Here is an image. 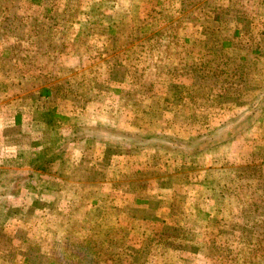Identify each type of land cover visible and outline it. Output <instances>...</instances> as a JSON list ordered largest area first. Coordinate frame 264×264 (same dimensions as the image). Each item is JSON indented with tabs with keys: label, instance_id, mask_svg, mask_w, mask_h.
Segmentation results:
<instances>
[{
	"label": "rangeland",
	"instance_id": "obj_1",
	"mask_svg": "<svg viewBox=\"0 0 264 264\" xmlns=\"http://www.w3.org/2000/svg\"><path fill=\"white\" fill-rule=\"evenodd\" d=\"M56 1L65 11L42 15L31 10L27 0H0V264H152L168 255V245L177 254L194 255L196 264H264V154L257 151L264 144L263 130L256 124L236 132L244 122L239 115L264 94V0H105L115 1L117 10L84 17V0H47ZM124 5H131L130 11L125 12ZM29 21L32 27H27ZM15 31L23 32L21 41L15 42ZM125 49L137 52L142 66L123 60ZM111 61L118 66L110 70ZM224 62L232 69L243 64L248 72L239 88L232 92L230 87L224 94L232 98L220 100L215 79L200 77L208 64ZM80 70H85L83 75ZM124 73L116 94L91 93L82 117L76 115L80 112L73 103L81 105L89 87L84 83L76 92L79 80L93 74L95 81L109 85ZM174 77L190 84L194 95L193 101L184 99L189 109L179 108L176 114L166 103L177 86ZM199 85L209 88L207 96ZM32 91L42 100L34 101ZM114 104L119 110L108 108ZM132 104L137 105L135 111L127 108ZM55 109L74 114L69 115L70 127L101 116L130 122L129 132L136 134L96 120L104 125L102 132L112 130L111 135L127 137L128 145L144 151L138 158L143 162L140 171L126 168L118 171L119 178L98 173L89 163L76 166L77 152L69 142L72 167L62 175L68 186L46 188L51 176H61V165L35 170L41 160L33 163V155L55 154L64 141L40 138H48L51 131L58 134L62 126L45 125L40 134L29 122L45 123ZM141 109L151 113L142 116ZM87 132L82 128L79 134L90 138L96 133ZM149 132L161 134L173 149L195 136L210 134L215 142L206 146V139H197L202 152L181 158L168 146L138 149L135 141ZM27 137L29 144L22 140ZM226 138L230 140L223 142ZM27 165L34 173L17 170ZM93 176L99 184L112 177L125 182L130 217L113 222L114 210L101 203L107 201L109 189H97L96 183L85 188ZM61 198L70 202L68 213L71 208L73 213L66 218L72 221L59 219ZM46 201L56 214L44 216ZM181 208L185 214L193 210L194 216ZM162 222L169 226L163 232ZM160 233L171 237L162 240ZM89 241L96 254L85 253ZM128 247L137 252L127 260Z\"/></svg>",
	"mask_w": 264,
	"mask_h": 264
},
{
	"label": "crops",
	"instance_id": "obj_2",
	"mask_svg": "<svg viewBox=\"0 0 264 264\" xmlns=\"http://www.w3.org/2000/svg\"><path fill=\"white\" fill-rule=\"evenodd\" d=\"M57 2L58 1L47 2V0H27V3L29 5L30 9L33 10L34 12H37L38 14H42V15L47 13L50 10H55L58 12L65 11L66 8H63L62 4L57 3ZM84 2L86 3L85 7H84L85 9L80 11V14L83 15V17L87 16L88 14H98L99 12H101L100 14H103V15L109 14L111 11L114 12L117 10V3L115 1L108 2L105 0H84ZM131 5H128V6L124 5L123 6L125 9V12L130 11L128 8L132 7ZM101 20L106 21V19H103L102 17H101ZM101 22H103V21H101ZM27 24H28L27 27H32L33 26L32 24H34V23L30 24V21H29ZM77 27H81V24H77ZM143 29H145V28H143ZM23 38H24L23 32L18 34V31H15V42L17 39H19V41H21ZM123 52H125V55L122 56L123 60H127L128 62H131V63H129L130 65L135 64L136 62L138 64H141L142 59L140 58V55L138 57L137 52L131 54L128 51V49H125ZM111 59H112V57H111ZM104 60H106V59H104ZM107 62H110V61H107ZM110 64H111V66L109 67L110 70H111V68H113V66H118V64L115 62L113 63V61H111ZM141 66H142V64H141ZM110 70H109V73H110ZM84 72H85V70L79 71V73L81 75H83ZM124 75H125V73L122 74L121 76L118 75L117 78H114L115 80L111 79V78H113L114 75L109 76L110 77L109 79H111V82H112V83L109 82V85L111 83L112 86H115V87L120 86V84L123 83V81H124V77H125ZM95 78H96V75L92 74L89 76H85V78L79 80L80 83L78 82V87L76 89V92L79 90V88L84 83L89 85V87L87 88V96L83 100V103H80L81 105H76L75 102L73 103L75 106L74 108L80 112L79 114H76L79 116V118L82 117V114H84V112L88 108L87 105H88V101L90 98V94L92 93V95H93V93H94L93 85L95 82ZM172 84H176L173 81V79H172ZM195 86L192 89H196L197 87H195ZM200 89L201 90L204 89L205 96H207L209 94V88L208 87L200 86ZM32 92L33 93H30V96H33L34 101L35 100H42L41 97H39L38 94L35 93L36 91H32ZM174 92H175V89L173 91V94H174ZM100 93H103V92H99V94ZM173 94L170 95L169 97H167L168 101H171ZM166 103L169 104V102H166ZM114 105L115 106L111 105L108 108L109 109L112 108L114 110H119L117 104H114ZM136 106H137L136 104H132L130 106L127 105V108L131 111H135L134 107H136ZM104 108H107V107L105 106ZM57 110L55 109V112L53 111V114L57 117V118H54V119H56L55 123L60 125V127L62 126V129L60 128L61 132L59 134H56L53 137V139L55 138V140H58V139L63 140L65 138V136L68 138V134L69 135H75V137L72 138V140L70 142L71 143L73 142L72 144L75 146V150L77 152L76 166H78V164H81V163L82 164L83 163H89L88 165H90L93 170H97L98 173H108V174L113 173L114 176H117L119 178H121V174H117V173H119V172L121 173L126 168L135 169V170H132L133 172H139L140 171V167H142L143 162L139 161L138 158L140 159L142 157V153H144V151L139 153L137 150L129 148V145L127 144V141L129 140V138L124 137V136L123 137L121 136L122 137V138L120 137L121 139L117 138L120 141H122L123 145H112V146L100 145V144L96 143L92 139V137L89 138L90 135L79 134V133H76V131H72V129L74 127H70L67 122L69 119V115H74V114H70V113H69V115L62 114V113L58 112ZM141 110L144 111V113H143L144 115H142L139 112V115H142V116H149V114L151 113V111H146L145 109H141ZM95 112L97 113V111H95ZM96 120L102 122L103 124L108 123L109 126L114 125L116 128H118V126H121V129L124 130V132L127 134H129V133H135L136 134L137 133V132H129L132 129L131 125L129 124L130 122L127 124H120L119 120L114 119L111 121H109V120L107 121V118L106 117L104 118L102 116L99 117V119H95L90 123H82L83 121L81 123H77L76 127L89 128L88 126H94V124L96 123ZM19 123H20V120L15 119V124H19ZM29 125L34 129L38 128V131L40 132V134H44V130L46 127L44 121H42V120L35 121V120H32V118H31ZM63 127L68 128V129H64ZM34 129H32V130L34 131ZM64 130H66V131H64ZM68 131H70V132L68 133ZM263 132L264 131H262V135H263L262 136V138H263L262 142H264V133ZM59 135H61V136H59ZM113 137H114V135H111V137L108 138V141L111 142ZM188 137L189 136H187V139H188ZM22 140L27 141L28 144H29V141H31L30 137H27V139L23 138ZM40 140L42 142H48L49 140H52V139L50 137H48V138L42 137V138H40ZM67 145H69V144L67 143ZM76 145H80L81 147L76 146ZM70 150L71 149H69L68 146H66V148L64 149V152L62 155L63 165L61 164L60 170L58 172V173H62L61 176L59 177V179H55L56 177L51 176V179H49V182L45 183L46 188H49V189L60 188L61 189L62 187L66 188V186H68L67 181L64 180V177L62 175L68 170V166L72 167V164H70V163L73 162L72 161L73 155L71 153L72 151H70ZM18 155L19 154H17V155L15 154V159L19 157ZM86 158L88 159V161H83ZM17 170H22V171L27 170V171H29L28 173H34V170L29 165H27L21 169L17 168ZM35 172L37 173V171H35ZM91 173H94V171H91ZM94 180H95V176H93V182L92 181L86 182L87 184H86L85 188H94L93 183H96L98 185L97 189L98 188L103 189L105 187H106V189H109V191H107L105 193L106 197H107V199H106L107 201L101 202V203L106 204L108 206L107 208H109L111 211L114 210L113 215L115 217L114 218L115 221H113V222H117L121 218H126V216L130 217L131 215L129 216V214H132V210L127 206L129 204H131V198L128 194H126L127 191L129 190V188L127 187L126 184H124L125 182L120 183L118 180L113 179V177H112V180L106 181L105 183H101V184L95 182ZM175 186H177V185L175 184L174 186H172V188L174 189ZM101 194L102 193H100L98 196H101ZM64 198H66V197H64ZM98 202H100V201L97 200L93 204V206H96L98 204ZM60 203H61L62 208L60 209V212H59V214H61L59 216V219L61 221H63V220L72 221V219L66 218L69 214L71 215V213H73L72 208L70 209V213H68L69 208H70L69 200H63V198H61ZM49 204H50L49 201H46L45 206L46 207L49 206V210H47L44 213L45 217L47 214H49V215L51 213L56 214V212H53V210L51 209L52 204H50V205ZM185 204H187V203H185ZM57 209H59V208H57ZM90 211H91V213H93L94 209L92 208V210H90ZM181 212L184 213L185 211L181 208ZM191 212L187 211L186 212L187 214H185V213L184 214L187 215L188 217H193L194 215L192 216ZM113 215H111V216H113ZM70 218H72V217L70 216ZM77 220H79L78 217L76 219V222H78ZM161 225L163 226L162 232L166 228L169 227L166 224H164V222H162ZM172 225H174V224H172ZM131 228L136 229L138 227L136 225L132 224ZM160 236L162 237V240L165 237L166 238L171 237L170 234H166V236H164L163 233L158 234V238H161ZM172 236H174V235H172ZM166 249L169 252L168 255L165 256L164 254H162V255L160 254L161 256L158 257L157 261L155 263H152V264H175L173 262L167 261L168 259H171L172 261L178 262L176 264H196L195 259L193 257L194 255L187 254V252H185L184 254H180V253L177 254V252H176L177 249L174 248L173 246L170 247L169 245L166 247ZM127 250H128L127 253H129V255H131V256H129L126 254L127 260L130 259V257L133 258V256L135 255L134 253L137 252L136 250H134V251L129 250V247ZM162 250H163V253H165V251H164L165 249L162 248ZM173 254H175V255H173ZM121 255H123V251H122ZM171 255H172V257H168ZM174 256H176V257H174ZM178 259H179V261H178ZM129 263H132V262H129ZM133 264H134V262H133Z\"/></svg>",
	"mask_w": 264,
	"mask_h": 264
},
{
	"label": "trees",
	"instance_id": "obj_3",
	"mask_svg": "<svg viewBox=\"0 0 264 264\" xmlns=\"http://www.w3.org/2000/svg\"><path fill=\"white\" fill-rule=\"evenodd\" d=\"M240 68H243V70H241ZM204 69H205V65H204ZM246 71L248 72V68H244L243 64H241L239 66L237 64V66L234 69H232V68H230L229 62H224L222 65H219V64L215 65L214 63H210V64H208V66L204 70L205 74L203 76H201V77L199 76V77L201 79L206 78V77L214 78L217 86L221 87V88H217V90L220 92L218 95V98L220 100H225V99L232 98L228 95H227L228 97H224V94L226 96V94H228L230 92V91L227 92L228 88L231 87L232 92L235 91V89L239 88L240 85L242 84L241 81H243V79L247 75ZM173 81L177 84V86L175 88V92L173 94L172 100L169 102L168 106H169L170 113L176 114L180 111V110H178L179 108L187 107V109H189L190 105L185 104L184 99L188 97L190 99V101H193L194 95H192V93H191L190 84L179 81V80L175 79V77L173 78ZM226 88H227V90H226ZM118 89L119 88H117L115 86H109L108 84H103V83H99V82L95 81L94 85H93V90H94L93 94H95L96 91L103 92V93L115 94L118 91ZM211 90L214 91L213 88ZM42 93H43V95H46L45 91ZM200 99H202V98H200ZM203 100H205V99H203ZM49 111H51V110H49ZM263 113H264V94H263V96H261L259 98L258 104L253 106L252 109L250 108L249 111L245 110V112H243L241 115H239L243 119L244 122L240 123L242 125L239 126V128L237 129L236 132L239 134L240 131H242L245 127H250V126L252 127L253 125H256V124H260L263 131H264ZM54 118H57V117L53 114V112L52 111L48 112L46 115L45 125L47 127H49V125H52L51 127L59 126L58 124L55 123L56 119H54ZM103 126L104 125H101L99 123H95L93 127L86 128L88 131L87 133H89V131H91V130L96 131V133H93L94 135H91V137L96 143H98L100 145H105V146L123 145L122 141L119 140L122 137L117 139L118 135H114V139L111 142H109L108 138H110L112 130L111 131L107 130V131L102 132L101 130L104 129ZM147 126H149V125L147 124ZM81 129H82L81 127H74L72 129V131H76V133H79ZM98 131H100V133ZM59 133H60V131H59ZM55 135L56 134L53 131H51L49 134V137L52 140H55V138L53 139V137ZM59 136H61V135H59ZM234 136H235V133L232 135L231 139ZM74 137H75V135H69L68 134V138L65 136V138L63 140L58 139L59 141H64V145L60 146V149L55 154H50V155L46 156L44 153H34L33 163L41 160V161H39L40 164H38L34 169L35 170L41 169V171H42V168H50V166H52V165L53 166H60L62 163V155H63L64 149L66 148L67 143H69L72 140V138H74ZM201 138L206 139V141H207L206 146L211 145V144L213 145V143L215 142L214 136L211 137L210 134H207V135L202 136V137L195 136V137L189 138V140L184 143V145H183V147H181V149H178V148L173 149L171 147V145L168 144L169 141L165 140L161 136V134L153 133V132L147 133L144 136V138H142L140 141H135V142H136V146L138 149H141L142 147L144 148L146 146H149V147L155 146V147H160V148H163L164 146H168L167 148H170L173 153L176 152L177 155L181 156V158L182 157L187 158V157L195 156L196 154H200L202 152L199 150V146H197V144H195V140H197V139L200 140ZM227 140H230V139L226 138V139H224L223 142H225ZM223 142L221 141V144ZM139 143H141V146L139 145ZM129 148L134 149V145L129 144ZM205 151H208V150L205 149ZM257 151H260L261 153L264 154V145L262 147H259V149H257ZM45 156L47 157L46 160L44 159ZM42 164H44L45 167H42ZM51 171H53V170H51ZM261 178L264 180V177H261ZM212 181H214V179H212V180L208 179V182H212ZM260 182L264 183L263 181H260ZM89 242L90 243L87 242L85 244V248H84L86 251L85 253H90L91 255L96 254L97 253L96 249L93 248V243H92L93 241L92 242L89 241ZM98 250H99V247H98ZM99 253H100V251H99Z\"/></svg>",
	"mask_w": 264,
	"mask_h": 264
}]
</instances>
